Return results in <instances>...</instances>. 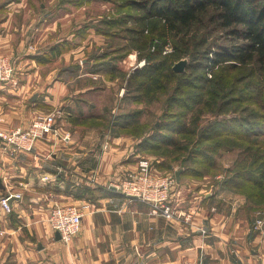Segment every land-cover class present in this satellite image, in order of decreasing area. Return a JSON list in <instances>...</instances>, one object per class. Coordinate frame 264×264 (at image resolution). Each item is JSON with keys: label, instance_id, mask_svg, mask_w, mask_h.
Here are the masks:
<instances>
[{"label": "crops", "instance_id": "obj_1", "mask_svg": "<svg viewBox=\"0 0 264 264\" xmlns=\"http://www.w3.org/2000/svg\"><path fill=\"white\" fill-rule=\"evenodd\" d=\"M68 1L49 7L42 2L40 12L45 14L35 19L33 0H0V55L13 56L17 65L15 82H0V128L28 126L39 113L59 111L56 129L32 152L12 155L0 143V199L9 190L23 194L12 199L9 212L0 204V264H264V214H244L246 196L220 179L211 191L181 176L174 199L193 212L189 222L154 215L146 203L108 186L137 166L145 154L138 150L141 138L84 120L108 106L115 113L112 102L99 112L95 108L105 93L110 98L112 86L120 87L121 94L127 91V82H112L111 71H124L126 59L132 63L139 56L132 51L115 67L104 65L100 56L112 47L104 48L94 18L86 22L79 14L78 20L69 21L67 14L53 19ZM58 44L60 48L52 49ZM124 100L126 109L138 106ZM67 134L69 142L63 138ZM155 159L161 162L163 157ZM59 166L65 172L59 173ZM173 169L177 172L178 166ZM93 171L97 185L86 180ZM45 174L52 179L43 180ZM80 185L93 192L77 198L72 192ZM56 201L84 205L81 229L69 243L57 238L46 222Z\"/></svg>", "mask_w": 264, "mask_h": 264}, {"label": "trees", "instance_id": "obj_2", "mask_svg": "<svg viewBox=\"0 0 264 264\" xmlns=\"http://www.w3.org/2000/svg\"><path fill=\"white\" fill-rule=\"evenodd\" d=\"M71 1L78 3L83 0ZM119 1L121 5L135 9L134 13L125 11L122 22L132 18L136 25H125L123 31L116 33L112 28L116 18H103L101 24L94 22L92 25L97 32L112 39L116 36L121 38L120 35L129 37L128 44H123L126 50L121 54L111 43L112 50L100 56L104 65L115 67L117 61L130 53L133 47L140 48V57H146L147 63L135 68L127 77V94L124 97L137 105L143 103V106L125 108L115 116L108 106L102 114L87 117L84 121L100 129H110L112 133H129L141 138L138 143L140 152L163 157L158 162L160 169H172L178 165L177 170H181L182 177H202L220 167L219 163L213 165L219 152L241 148L244 155L227 169L224 185L244 194L254 207L264 208V0ZM205 19L212 29L223 32L225 42L202 48L205 42L195 43L192 38H187ZM88 27L90 24L83 30ZM145 29L150 30L149 34H145ZM154 31L163 34L170 31L175 37L184 33L175 41L174 53L191 55L192 62H188L186 70L176 71L172 65L169 68V56L173 53L163 54L160 45L148 53L140 46L142 43L139 41L152 39ZM71 46L69 44L68 48ZM57 48H60L59 44L52 49ZM201 59H205L204 64ZM256 65L252 72L258 70L257 76L242 82L241 87L239 82H232L231 88L235 90H226L230 85L228 81L232 80L231 68ZM197 67H208L206 72L209 74L214 67L219 70L216 76H206L205 73L194 79L186 74ZM174 77L178 82H170ZM195 79L201 82H193ZM188 88L191 92L184 94ZM234 91H239V96L230 97ZM237 100L249 102L244 108L247 112L243 109L245 114L240 116L220 118L230 112L227 104ZM159 103L163 105L160 121L153 122L151 126V122L140 121L139 117L148 111L147 108ZM207 111L216 114L203 122V114ZM91 192V187L80 185L72 193L82 198Z\"/></svg>", "mask_w": 264, "mask_h": 264}, {"label": "rangeland", "instance_id": "obj_3", "mask_svg": "<svg viewBox=\"0 0 264 264\" xmlns=\"http://www.w3.org/2000/svg\"><path fill=\"white\" fill-rule=\"evenodd\" d=\"M63 2V0H61ZM79 1V0H77ZM46 3L47 7H49L50 5H52V3H55L54 6H56V3L59 2V0H33V3H35V5H33V16L35 17V19L39 18L41 16V14H45L43 12H40L41 10V3ZM122 3L119 0H83L81 2H73V1H68V3H66V5H64L65 7H62V9L60 11H58L57 13H55V15L53 16V19H56L57 17H62V16H67V19L69 21L72 20H78V17L80 16L79 14H84L85 17L83 18V20H85L86 22L89 21V19L94 18L96 20L95 24H101L103 21V18H116L115 20V24H113L112 28L114 30V32H119V31H123V29L125 28V25H136V21H134V19L129 18L128 21L126 23L122 22V17L123 14L126 13L125 11H130V12H135L134 8H131L129 6H124L121 5ZM72 5V6H71ZM70 9V10H68ZM29 15L26 17L28 18ZM33 17V18H34ZM125 19V18H124ZM58 20V19H57ZM64 20V19H62ZM94 20V21H95ZM207 23H209L206 19L204 20V22H201L200 24L197 25V29H195L196 31L193 33H189V35L187 36V38H192L193 41L195 43H197L198 41L201 43L202 41L205 42L204 45H202L203 47H206L208 44H212L214 47L217 46L220 43H223L226 41L225 35L223 34L222 31L220 30H216V29H212L211 26H208ZM147 28L149 29V25L147 24ZM148 29H145V34H149L150 30L148 31ZM184 33H180V35L176 36L174 35L173 32L170 31H166L164 34L161 33L160 31H154V33L152 34L153 37L152 39L144 42L145 38L141 39L139 42L142 43V45H140L143 49H145V52L148 53L149 50L150 51H155L158 47V45H160V50H162L163 54H172V56H169V68L171 67V65L174 68V65L176 64V62L180 61L183 58H187L190 62H192L191 60V55L189 54H178V52L174 53V51H176L175 48V41L178 40L179 36H182ZM102 35H104L103 37L101 36V40H102V44L103 46H105L104 48L109 49L112 46L111 43H114L115 48L117 47L119 50V54L123 53L126 48L123 47V44H128L129 41V37L126 35H120L122 36L121 38H119V36L113 37V39L111 37H108L106 34L102 33ZM118 35V34H117ZM124 36H126L124 38ZM92 38L88 41V46L90 44V42H92ZM228 41V40H227ZM72 47V46H71ZM68 48V49H71ZM132 51H135L138 56L140 57V53L141 50L138 47H133ZM131 51V52H132ZM85 52V51H83ZM130 52V53H131ZM87 53V52H86ZM130 53H128L127 55H129ZM175 54H177V56H175ZM107 55H111V54H107ZM126 55V56H127ZM88 56V54L86 55ZM84 57V56H82ZM134 57V56H133ZM124 57H122L121 59H124ZM127 63L124 64V68L125 70L122 71L123 69H121L122 67H118V70H121L117 73H114L111 71V74L113 76H110V78H114L115 81L112 82H119V86H120V82H127V77L135 70V68L137 67H142L147 63V59L146 57H140L138 60L136 59L135 62H130L129 59H126ZM124 61V60H122ZM201 61L204 64L205 59H201ZM122 63V62H121ZM256 66H239V67H234L231 68L230 70V76H231V81L229 82V86L226 88V90L229 91H233L235 89L231 88L233 86L232 82H239L240 87L243 85L242 82H247L248 80L252 79V77L254 78V76H257V71L252 72L253 68H256ZM217 67L213 68L212 71V75L216 76V73L218 72L219 69H216ZM191 69V68H190ZM187 69V70H190ZM128 70H131V72H129ZM186 70V69H185ZM206 71H208V67H197L194 69H191V73H186L188 75H190L192 77V79L195 78V76H201V75H205L206 76H212L211 74L207 73ZM116 72V70H115ZM129 72V74L127 73ZM103 76L105 75L104 73L102 74ZM101 75V76H102ZM106 76V75H105ZM104 76V78H105ZM165 79H167L164 76ZM206 78V77H205ZM170 82H178V78L174 77V79H172V81L170 80ZM193 82H201V80L199 79H195ZM232 84V85H231ZM191 92V89H186V92ZM127 91L123 90L122 94L120 91V87H111V91H110V98L106 95V93L101 97V99L98 101V107L95 108V112H99L102 109H104V106L107 104H110L111 102L113 103V107L115 108V113L113 114L114 116L119 112L125 110V109H121V108H125L127 104L126 100H124V97L126 96ZM234 96H239V91H234L230 97H234ZM110 99L109 102H105L106 99ZM229 98V96L227 97ZM249 104V102L245 101V100H237L234 101V103H228L227 104V109L230 110V112L228 113V115H222L219 116L221 117H226V116H234V115H242L245 114L243 112V109ZM142 105V104H141ZM139 106V105H138ZM162 106L160 103L156 104V105H152L151 107L147 108V112L145 111V114H143L142 116H140V121H143V123L147 122H151L150 126L153 124V122H158L160 121V116L162 114ZM252 106V105H251ZM236 109V110H235ZM56 110H53L54 112H58ZM245 110V109H244ZM245 112H247V109L245 110ZM212 114H216V112H211V111H207L206 113L203 114V122L206 121L208 118L212 117ZM205 115V116H204ZM212 115V116H211ZM142 123V122H141ZM142 123V124H143ZM133 128H137V127H133ZM106 130V129H104ZM151 130V129H150ZM129 134V133H128ZM133 135V134H131ZM135 136V135H133ZM241 148H234V149H225L221 152H219L216 155V158L214 160V164L219 163V166L217 169H214L211 172H206L205 174L201 176H188L190 179L189 181L194 183L193 185L196 186V184H198L199 182L205 187L206 190H215V186L219 185L218 180L220 179L221 182H223L224 184V179L228 176L227 173V169L232 167V164L235 162V160L237 158H240L241 156L244 155V153L242 152ZM150 155V156H149ZM154 154L147 152L144 154V156H148L153 162L155 167L163 172L166 173H175V169H170L167 168V170H162L160 169V167L158 166V162L156 161V156H152ZM158 157V156H157ZM161 157V156H160ZM206 165V164H204ZM178 166V165H177ZM203 166V165H202ZM177 173V172H176ZM201 177V178H200ZM201 185V186H202ZM228 187V186H227ZM229 188V187H228ZM231 189V188H229ZM233 192H236L238 194H241L238 191H234L233 189H231ZM244 195V194H242ZM247 199V197H246ZM247 205H246V209H242L241 211L244 212V214L246 212H250V210H252L254 213H256V215L258 214L259 216L261 214H264V208L262 207H254L253 204H251L248 199H247ZM60 203H64V201H61ZM221 207V209H227L228 207L226 205L222 206L219 205Z\"/></svg>", "mask_w": 264, "mask_h": 264}, {"label": "built area", "instance_id": "obj_4", "mask_svg": "<svg viewBox=\"0 0 264 264\" xmlns=\"http://www.w3.org/2000/svg\"><path fill=\"white\" fill-rule=\"evenodd\" d=\"M16 72V59L13 56L1 54L0 82H15ZM57 118L58 112H43L36 115L28 126H16L8 130L0 128V143H3L12 155L30 153L38 141L46 138L56 129ZM63 138L69 142L71 137L67 134ZM65 169L59 166L58 172H65ZM42 179L49 181L52 177L45 174ZM86 180L97 185V173L91 172L86 176ZM179 182L176 172L166 173L158 170L154 162L143 155L139 157L135 168L128 169L123 175L120 174L112 179L108 186L115 187L116 191L132 200L146 203L154 215L189 222L193 218V212L188 211L180 201L174 199V190ZM22 197L21 191L9 190L1 197L0 204L5 211L9 212L13 208L12 199ZM84 215V205L75 201L65 203L56 201L51 207L46 222L53 230L60 233L64 242L69 243L79 233ZM259 223L261 225L263 221L259 220ZM201 230L204 234L208 233L205 227Z\"/></svg>", "mask_w": 264, "mask_h": 264}, {"label": "water", "instance_id": "obj_5", "mask_svg": "<svg viewBox=\"0 0 264 264\" xmlns=\"http://www.w3.org/2000/svg\"><path fill=\"white\" fill-rule=\"evenodd\" d=\"M188 62H189V60L187 58H183L180 61L176 62V64L174 65V69L176 71H184L186 69L187 65H188ZM36 97H37V93H35L33 95L32 99H35ZM177 177H178V180L180 181V179H181V170L177 171ZM2 186H3L2 178L0 177V187H2ZM112 188L116 190L115 187H112ZM56 236H57V238H61V235H60L59 232H56ZM39 247H42V242L41 241L39 242Z\"/></svg>", "mask_w": 264, "mask_h": 264}]
</instances>
